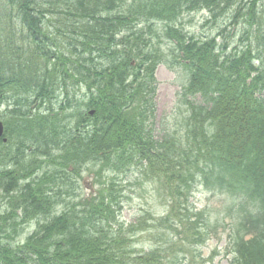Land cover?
<instances>
[{
	"label": "trees",
	"instance_id": "1",
	"mask_svg": "<svg viewBox=\"0 0 264 264\" xmlns=\"http://www.w3.org/2000/svg\"><path fill=\"white\" fill-rule=\"evenodd\" d=\"M196 12L225 25L189 36L178 23ZM155 30L188 74L184 141L155 138L154 76L166 63ZM263 93L264 0H0V107L15 115L0 141V264H159L138 250L149 227L117 217L142 177L168 198L156 231L165 252L208 238L189 202L202 183L237 210L230 264H264ZM90 164L101 187L79 197Z\"/></svg>",
	"mask_w": 264,
	"mask_h": 264
},
{
	"label": "rangeland",
	"instance_id": "2",
	"mask_svg": "<svg viewBox=\"0 0 264 264\" xmlns=\"http://www.w3.org/2000/svg\"><path fill=\"white\" fill-rule=\"evenodd\" d=\"M209 19L210 17L206 12L185 13L178 24L189 36L196 38L214 36L219 28L223 27L222 24L225 25V22L222 19L219 21ZM54 22L55 20L49 21V25L52 23L55 25ZM52 31L58 35L55 29ZM156 33L159 37V43L156 46L159 48L160 53L163 54L166 63L157 67L154 76L156 95L154 97V116L151 122L156 130L154 131L155 138H162L167 133L173 136L172 138L176 142L178 140L184 141L183 131L179 129V122L182 120V109L181 107L179 108L182 104V99L179 97L181 88L186 85L188 74L181 66L173 62L172 47L162 35V32L157 30ZM226 34L231 42L233 33L230 32L228 34L226 31ZM60 37L64 39V36ZM151 41L156 43L157 40L153 38ZM52 105L55 108L59 106L56 100L52 102ZM31 108L33 109V107ZM10 110L11 108L6 105L0 107V120L3 122L4 127L9 122L13 125L15 115L11 114ZM9 143L12 148L9 147L8 149L13 152L15 140L12 139ZM182 144L184 145V142ZM32 151H34V148L27 150L26 155H29ZM93 169L96 170L97 167H92L91 164L90 166L87 165L82 168L80 175L77 176L78 191L76 195L79 197L84 198L91 191L100 189L101 185L94 183L99 181V178L95 179L96 175L91 172ZM126 177L130 180L134 179L131 174H127ZM134 182L139 183L137 185H129L123 190V197L121 198V202H123L122 210L117 217L121 224L142 223L149 227L147 231H143L141 228L137 233L141 237L137 242L138 250L145 252L147 255H151L150 252H152L151 256L156 254L155 258H159L157 261L159 264H229V260L225 256L229 248V236L232 235V232L238 226L235 222L237 210L234 209L230 202L231 198L212 192L200 183H194L192 185L193 192L189 198L191 214L196 215L199 221V228L207 227L205 232H207L208 238L189 252H187L188 246L186 244L179 245L178 243L170 247L169 252H165L162 242L166 244L167 238H162L160 236L162 233L156 231L166 230V224L161 222L168 213L166 193L165 191H160L159 185H152L144 177L132 183ZM83 185H87L89 189H85ZM156 191L163 193L158 195ZM150 230H152L151 233ZM33 231L34 226L25 230L21 240H25ZM156 243L162 246V253H156Z\"/></svg>",
	"mask_w": 264,
	"mask_h": 264
},
{
	"label": "water",
	"instance_id": "3",
	"mask_svg": "<svg viewBox=\"0 0 264 264\" xmlns=\"http://www.w3.org/2000/svg\"><path fill=\"white\" fill-rule=\"evenodd\" d=\"M91 114V113H90ZM3 132H4V128H3V124H2V122L0 121V138L2 137V135H3ZM3 142L5 143L6 142V140L5 139H3Z\"/></svg>",
	"mask_w": 264,
	"mask_h": 264
}]
</instances>
